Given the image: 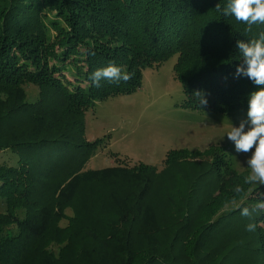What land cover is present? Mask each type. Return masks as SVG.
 I'll return each mask as SVG.
<instances>
[{"label": "trees", "instance_id": "16d2710c", "mask_svg": "<svg viewBox=\"0 0 264 264\" xmlns=\"http://www.w3.org/2000/svg\"><path fill=\"white\" fill-rule=\"evenodd\" d=\"M227 2L0 0V152L14 157L0 162V264H264V212L248 232L249 219L227 210L257 202L264 185L235 195L248 172L223 147L170 150L160 174L141 163L85 168L100 142L85 138L86 110L136 92L146 68L174 55L184 107L248 109L258 86L235 76L237 41L264 25L245 33L216 11ZM109 61L134 75L95 86L91 73Z\"/></svg>", "mask_w": 264, "mask_h": 264}, {"label": "rangeland", "instance_id": "374dc122", "mask_svg": "<svg viewBox=\"0 0 264 264\" xmlns=\"http://www.w3.org/2000/svg\"><path fill=\"white\" fill-rule=\"evenodd\" d=\"M176 61L177 55H174L161 65L146 68L142 86L136 92L96 100L86 110L85 138L100 141L86 163V169L113 165L134 167L141 163L160 174L167 167L170 150L187 149L191 157L195 151L221 146L238 172L250 171L247 160L251 152L237 153L225 133L230 124L239 126L242 120H247V110L226 115L215 110L184 107L183 88L173 69ZM69 70L67 68L63 73L74 80ZM25 87L27 100H37L38 86L29 83ZM193 159L201 160L200 157ZM4 160L12 163L13 153L0 152V162ZM237 204L232 203L227 209ZM66 214L73 216V210L67 208ZM67 223L65 218L60 222L61 226ZM137 260L141 261L140 258Z\"/></svg>", "mask_w": 264, "mask_h": 264}, {"label": "clouds", "instance_id": "9594fccd", "mask_svg": "<svg viewBox=\"0 0 264 264\" xmlns=\"http://www.w3.org/2000/svg\"><path fill=\"white\" fill-rule=\"evenodd\" d=\"M215 9L222 15L233 16L236 21L245 24V33H253L254 25H264V0H228L223 7L217 3ZM237 46L243 62L237 66L235 76H245L258 86L257 90L249 94L247 120H242L239 126L230 124L225 132L234 143L237 153L251 152L247 160L250 171L243 177L242 183L233 187V193L239 196L246 191V186L264 185V29L257 31L247 41H237ZM91 54L95 55L94 52ZM133 75L134 73L109 61L107 66L92 72L89 78L98 87L101 80L119 84L121 81L127 82ZM195 94L200 98V104L207 103L202 93L198 91ZM236 207L243 217L249 219L246 231L254 232L257 228L255 216L264 212V197L251 206L241 200Z\"/></svg>", "mask_w": 264, "mask_h": 264}]
</instances>
